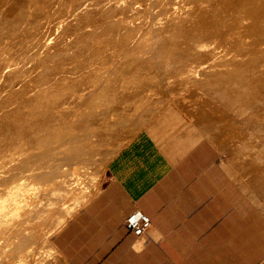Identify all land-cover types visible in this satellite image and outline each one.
<instances>
[{"label": "rangeland", "instance_id": "rangeland-1", "mask_svg": "<svg viewBox=\"0 0 264 264\" xmlns=\"http://www.w3.org/2000/svg\"><path fill=\"white\" fill-rule=\"evenodd\" d=\"M74 1L75 0H71V2H69L67 0L66 1L65 0H50L51 4L48 3V4L43 6L42 12H44V16H36V14L39 12L38 11L39 9L37 7L41 6L42 4L40 5L38 3V5H37V3H33V1L31 3L30 0H21L20 2H16L13 0H0V21L4 17H6L7 14H9V13H14V14L11 17L7 16V18L18 20L17 16H19L21 18L19 20L23 21V22L21 21L19 23L13 24L10 28L7 25H5L6 27L0 25V31H1L0 32V66H1L0 73L2 72L0 74L1 75V77H0V89H1L0 90V127L3 125L1 127L2 129L0 128V264H48L49 259H50L49 256H50V252H51L50 245H49L51 237L71 217L73 212L78 207H80L82 205V203L88 197H90V195L96 190L97 184H98L101 176L104 173L107 162L109 161V159L111 158L113 153L115 151H118L124 145L126 140H128L130 138L129 137L128 139H126L122 142L115 143V145H114V143H113L114 139L112 138V135L113 134L115 136L117 135L116 137L119 140V135H118L119 131H117L119 128L117 129L115 127L116 126L115 122L114 123H112V122L115 121V119L117 120L118 117H117V115L116 116L114 115L115 117L113 115H110L108 118L105 116H103L104 117L103 118L100 116L101 114L97 115L98 111L99 112L101 111L100 110L101 108H99V107H105L107 104L109 105V107L112 104L113 105L120 104L121 103V101H120L121 97H124L125 95H128L130 93L132 94L135 91L139 92L142 95L141 96L142 98H140L137 101H136V99L132 102L129 101L131 103H129L128 101L121 103V107H120L121 108L120 113L122 111L121 115L127 114L128 117L130 118V120L132 121V120H134V117L137 116L138 112H141V113L144 111L147 112V110L151 108L150 113H153L154 111H156V113L155 112L153 113L154 115L152 114V117H151L152 119H150V121H151L154 118L165 113L163 111H167V112H169L170 119L174 118L175 120L180 121L181 127L183 126L186 129L192 130L191 132L194 135H197L201 140L209 143L211 158L223 159L226 161V165H227L226 166L227 189L232 184L231 181H233V177H234L232 175L233 171L236 172L237 179H238L237 180V215L239 214V215H241V216H239L240 218L243 217V218H247V219L256 217L258 220V223H259V230L260 231L264 230L262 228V227H264V215H263L264 214V191H260L258 188H256V186L252 182L253 178L251 177L252 179H250V176H249V173L253 172V170L255 168L258 170V171H256V169L254 170L255 175L257 174L258 176L260 175V177H262L261 176V174H262L264 176V174H263L264 173V169H263L264 163L261 162V160L264 159V147L261 148L259 146H255L254 145L255 142L250 141L247 143L251 146L246 147V149L244 150L243 148H245V147H242V146H244L243 144H245V141L238 142L237 139L234 140L237 143L234 142L233 145L231 143L229 145L225 144L226 147L224 146V143H223V145H220V142H219V144L217 142L216 143L211 142L212 140L210 141L209 137H207V135L204 134V132H203L204 130H202V129H204V127H203L204 125L200 122V120L198 122L199 117L197 116L199 112H202L203 113V115H202L203 119L215 120V121L219 122L218 125L221 127H227L231 120L238 122V123H240L242 128H241V131H236V132L238 133V135L241 138L247 139V138L253 137L255 134V131L253 130L252 125H249V123L251 124V120H253L252 122H254L257 118L260 119L262 114H264V112H262L264 110L261 109L260 111H258V110L256 111V110H252L251 108L248 109V107H250L251 105L246 106V104H244L245 106H241V104L239 106L238 103H240V102L237 100H235L233 103L230 104L227 100H222L220 97L215 96L216 94H213V92H215L214 90H216V88L218 86L215 87L214 89L211 88V87H214L215 85H211L213 83H211L209 85V83L212 81H210V79L208 81V77H210V78L212 77L213 80L217 82V80H215L216 78L214 77L215 76L214 73H217L218 71L223 72L222 67H221V69L219 68V70L207 68V65L203 64V62H206L205 60H203L204 58H202L200 60L199 59L200 56L198 57L197 54L195 55V53H197L198 51L197 52L195 51L196 47H193L194 44L189 45V44L183 43V41L189 42L190 39H191V42L201 41V37H199L200 35L198 34V31L191 29V28L185 29L183 27L180 29L178 34L176 33V35H173V37H172L173 33H171L172 29H170L171 28L170 26L173 27L174 22H176L175 24H177L179 22L178 25H182V26L184 24H186V23H184V21L188 22L190 24H194V22H192V20H193L192 18H194V17L196 18L197 11H198L197 7H196L197 5H194V3H192L191 1L186 2L185 0L184 1L182 0L183 2H181L180 0H179V2L177 0H172V1H170V0H125V1L124 0H121V1L117 0L118 3L117 2L114 3L115 1L113 2V0H101L103 2H101L99 0L98 1L99 3L97 2V0H94V1L93 0H82V1L76 0L78 2L77 3L75 1L76 4H74L75 3ZM79 1H81V2H79ZM88 1H90V2H88ZM122 2L123 3L126 2V3L123 4ZM66 3L69 5H67ZM96 3L99 5H101V3H103L104 5H102V6L107 7L106 10H109V9L111 10L110 11L111 12L110 19H106V23H109V22L112 23V25L115 28L114 32L111 31V32L105 33L103 31L104 30L103 26L106 25V23H105L104 19H103L104 21L102 19H98V16L100 13L101 14H104V13H103V11H101V12L97 11L98 5L96 7L93 6ZM203 3L200 4L198 7H200L202 10H204L203 13L205 15H209L210 10L213 11L216 4L214 2L210 3V4H208L207 2L206 3L203 2ZM86 5H87V7H86ZM90 5H92V7ZM68 6H70V8H69L70 14H69V11L67 8ZM71 6H73L74 8L73 7L71 8ZM78 6H79V8H78L79 10L76 9ZM121 6H123V7H121ZM58 7H60V8H58ZM91 8L94 12H88L89 9L91 10ZM205 8L209 9V10H206ZM51 9H53L54 11ZM187 9H189V10H187ZM46 10H48V11H46ZM72 10H74V11H72ZM82 10H85L86 13H84V11H82ZM181 10H182V13H181ZM186 10H187V12H186ZM49 11H50V13H49ZM57 11H58V14H57ZM54 12H56V13H54ZM76 12H78V13H76ZM59 13H60V15H59ZM62 13H63V15H62ZM94 13H98V14L94 15ZM172 13H174V16L175 15H178V16L181 15L180 17L183 20H181V22L175 20L172 23L171 22V20H172L171 16H173ZM175 13H178V14H175ZM54 14H56V15H54ZM88 14H91V16L89 15L90 16L89 17ZM178 16H177V18H180ZM56 17H57V19H56ZM66 18L67 19L69 18V19L67 20ZM64 19L67 21H65ZM72 19L75 20L76 22L73 21ZM79 19H80V21H79ZM70 21L72 22V24H67ZM116 21H118V22L116 23ZM58 22H59V24H58ZM73 22L76 23L77 25L74 24ZM34 23H35V25H33ZM53 24H55V25L51 29V26ZM60 24H61V26H60ZM64 24L67 26H65ZM57 25H58V27H57ZM115 25H117V26L115 27ZM70 26L73 27V29H71ZM74 27L75 28L77 27L76 28L77 30ZM95 27H97V28H95ZM7 28L10 30H8ZM156 28H157V30H156ZM56 29L58 31L60 29V31L58 32ZM97 29H99V30H97ZM72 30H73V32H72ZM181 30H183V31H181ZM28 31H31V34H29L30 32L27 33ZM35 31H37V32H35ZM49 31L51 32V34ZM62 31H65V32H62ZM45 33H46V35H48L47 37L45 36ZM27 34H29V35H27ZM36 34H38V36ZM167 34H169V35H167ZM192 34H193V36H190ZM34 35H36V36H34ZM39 35L43 36L44 38L46 37L45 38L46 40L44 38H41L42 39L41 40ZM48 37H49V39H48ZM50 38H53V39L50 40ZM167 38H168V41L170 39L171 41L173 40V42H179L181 40L179 43H183V44L182 45L180 44L181 46H179V50L181 51L180 54H176V53H174V51H171L173 48L168 50L169 46L166 48V50H164L158 46L159 40H165V39L167 40ZM35 39H37V40H35ZM38 40H41L40 43L43 41L48 42V40H50V43L48 42V44H46V46H45V42H43L44 45H42L43 43H41V44L39 43L40 44L39 45L37 43V42H39ZM99 41H101V42H99ZM156 41H158V42H156ZM100 43L102 45H105V46H102ZM36 44H38L39 47ZM97 44H98V46H96ZM32 45L35 46L34 47L35 49L32 47ZM43 46H45V49L43 48ZM47 46H49V47H47ZM106 46H108V47H106ZM98 47L100 48V50L97 49ZM102 47H104V48H102ZM39 48L42 50L44 49L43 50L44 53H42V50H40ZM106 48L108 50L105 51L106 52L105 53L104 49L106 50ZM48 49H49V51H48ZM96 49L99 51H97ZM199 49H202V48H199ZM38 50H40V51H38ZM102 50H103V52L101 53L100 51H102ZM232 51L236 52L234 49ZM216 52L218 55H219V53H221L220 50H218V51L216 50ZM99 53L101 54V57L99 56ZM102 56H103V58L107 57L104 59L105 62H104V60H102L103 59ZM108 57H110V59ZM164 57H166V58H164ZM81 58L83 60H81ZM49 59H51V60H49ZM86 59H88V60H86ZM37 60L38 61L41 60L44 62L41 63V61H40L38 63ZM107 60L108 61L110 60L109 63ZM36 61H37V63H36ZM101 61H103L104 63ZM168 62H169V64H168ZM166 63H167V65H166ZM41 64H43V65H41ZM79 64H80V66H79ZM104 64H105V66L106 65L107 66L105 67ZM55 65H57V66L55 67ZM4 66H6V67H4ZM57 67H59V68H57ZM78 68L82 69V71L81 70L79 71ZM1 69H3L4 72L6 71V75L3 72V70L1 71ZM95 70H96V72H95ZM9 71H10V74H9ZM88 71L90 72V74ZM92 71L95 73H93ZM62 72L64 73V75H62ZM65 72L69 73V74H65ZM75 73H77V74L79 73L78 74L79 79H78V76L75 75ZM55 74H56V77H55ZM201 74H202V76H201ZM203 74H205V75H203ZM2 76H3V78H2ZM7 76H9V77H7ZM86 76H88V77L86 78ZM49 77H54L56 81L53 80L54 78H51V81H49L50 80ZM57 77H59V78L61 77L62 79L64 77L65 78L61 82V78L59 79L60 80L59 81ZM67 77L70 79H68ZM74 77H76L77 80ZM40 79H42L43 81H44V79L45 80L48 79V80L43 82ZM5 80H7V81H5ZM52 80L54 81L53 83H51ZM70 80H73V81H70ZM25 81L28 85L26 83H24ZM40 81H42L43 83ZM67 81L70 82L71 84L68 83ZM73 82H75V83H73ZM30 83L33 85L30 86ZM54 83L57 86H59L60 89ZM59 83L61 85H58ZM3 84H4V86H3ZM51 84L54 86H52ZM85 84H87L88 86L87 85L85 86ZM206 84H208L209 87L211 86L210 89L208 86H206ZM215 84L217 85V83H215ZM9 85H10V90L7 91V89H9V88H6V87H9ZM50 85H51V87H50ZM26 86H27V88H26ZM28 86L30 88L31 87L32 88L30 89ZM35 86H36V88H34ZM60 86L62 88H66V89L69 86L68 90H70V92L67 91L66 89L62 90ZM12 87H13V89H12ZM77 87H78V90H77ZM105 87L107 89H105ZM25 88L26 89L29 88L28 89L29 91H27ZM23 89H25L27 93L23 92V91H25ZM32 89H34V90H32ZM35 89H37V90L35 91ZM42 89L45 91L43 92ZM49 89H52L54 91H51V90L49 91ZM31 90H32V92H31ZM55 90L58 92V97L55 95V93H56ZM60 90H62V91H60ZM39 92H40V94H39ZM51 92L53 93L52 95H51ZM60 92L61 93L64 92L63 95ZM122 92H124V93H122ZM32 93H34V94H32ZM69 93H72V95L69 96L70 95ZM75 93H76V95H75ZM59 94L62 95L63 97L66 94V96L64 97L65 99L62 96H60ZM103 94L105 96H107L109 99L112 98L111 101L108 100ZM13 95H16L18 97L17 98L18 101L15 98L16 96L13 97ZM21 95L23 97H21ZM24 95H25V98L27 100L24 98ZM33 95L36 97L38 96L39 98L41 97L42 98L41 101L38 99V97L36 98ZM48 95H49V97H50V95L52 97L53 96L54 97L49 98ZM76 96H78L80 101ZM102 96L105 98H103ZM33 97L35 98L36 101L33 100L34 99ZM61 97H62V99H61ZM55 98L56 99L58 98L59 100L58 99L56 100ZM87 98L88 99L92 98L91 99L92 100L91 107L94 106V109L91 107H89V108L93 109V110H91V113H93V115H97L95 117H97L98 119L97 118L94 119V116H93L92 119L90 118L91 119L90 121H89V117H88V121H86L87 117L81 115L82 113L84 114L85 112L88 111L87 109L86 110L84 109V107L87 108V106L82 105L83 102ZM99 98H101L102 102L99 101ZM102 98L106 102L104 100H102ZM47 99L48 100L51 99V100L48 101ZM31 100H33V101H31ZM44 100H46V101H44ZM53 100H55L56 102L55 101L53 102ZM30 101H31V103L34 102L35 104L32 103V106H31ZM37 101L40 103H38ZM23 102L24 103L29 102V103H27L29 107L27 106V104H24ZM52 102H53V104H52ZM58 102L60 104H58ZM21 103H23V104L21 105ZM48 103L55 105V106L51 105V109H50V104L47 105ZM98 104H99V107L97 106ZM34 105H35V107H33ZM39 105H42V106H39ZM25 106H27V107H25ZM43 106L46 108H49V109H47V111H44L46 108H44ZM36 107H38V110ZM78 107L79 108L81 107V108L78 109ZM96 107H98L99 109ZM241 107H243L242 109H244V110L240 109ZM33 108H35V111L37 110L38 112L41 110V112H39V115H38V113L35 114L36 113L35 111L34 112L31 111V110H34ZM237 108H239V109L237 110ZM14 109H16V110H14ZM29 109H30V111H29ZM54 109L56 111H54ZM58 109L59 110L63 109L64 113L67 112L68 110L74 109V113H75L74 115L75 116H73V114L71 116L70 115L68 116V115L64 114L62 112V110L59 111ZM102 109H104V108H102ZM49 110H51L53 112V114L55 112V114L54 115L51 114L52 112ZM239 110H241V112L247 110L248 112L246 111V113H248L249 118L245 117V115L247 116V114L245 112H244L245 114H243V116H242V114H240ZM42 111H44V112H42ZM250 111L253 112L254 114H256L258 112L257 113L258 116H255ZM20 112L21 113L25 112V113L20 115L21 114ZM45 112L46 113L48 112V113L46 114ZM190 112H194L195 114L193 115ZM33 113H34V116L29 117L30 115H26V119H25V114L33 115ZM40 113H45L46 119L44 117L45 114L40 115ZM56 113L58 115H56ZM16 114L18 116H16ZM134 115H136V116H134ZM82 116L85 119V121L82 120L83 119ZM118 116H120V115H118ZM12 117H14L13 119L15 120L14 122H16V123H18V121H19V123L21 121L23 122V119H25L24 123H22V124L20 123L21 125L19 124V125H17V128H15L16 125L14 127V124H16V123H14L12 121L13 120ZM17 117L19 118L18 121H16L18 119ZM128 117H124V118H128ZM32 118H34V119H32ZM59 118H61L60 119L61 121L63 120V122H66V123L67 122H70V123L73 122L76 124L77 122L79 123L81 121L82 126H83V124H85V126H86V124H88V125L89 124L90 125L95 124L94 128H97L99 132H100V130L106 131L108 129L107 133L111 131V132H113V134L110 132V136L108 138H110V137L111 138L103 141L102 138L100 139V135H99V132L97 131V129L94 130L92 127V130H94V131H91V128L89 129L88 125H87V130H89V131L87 132L84 129H82V131H81V130L77 129V128H79V125H77V128H76L77 132L74 129L75 132H73V135L75 138L78 139L80 137L79 135H81L82 132L86 133V134L84 133L81 135L82 137H80V138L83 140H80V142H81L82 149L83 150L85 149V151H87L88 153L83 151V150L78 149V150H76V152L81 151L80 153H82V154H80L82 157L80 156L81 158L79 157L78 159H79V161H80V159H82L83 161H81L79 163V161L74 160L75 156L72 158L73 160H70V162L65 160V159H64L65 160L64 161L63 160V158H65L64 153L68 152V150H66L67 148H65V147H64V149H62L63 147H61V148L56 147V144L54 147V144H52L53 149H51L52 148L51 145H46L45 151H44V147H40L41 149L40 148L38 149V147L40 146L39 145L40 144L39 142L41 139L40 137L43 134V133L41 134L40 131H42V132L46 131L48 128L47 131L52 132L54 129V126L56 125L53 122H57L59 120ZM105 118H106V120H105ZM50 119H52V120H50ZM93 119L96 121L98 120L97 122L99 124L96 123L95 121H93ZM112 119H114V120L112 121ZM259 119H257V120L260 122ZM55 120H57V121H55ZM257 120H256V122H258ZM3 121H5V122H3ZM6 121H8V122H6ZM47 121L49 122L48 125H46L48 123ZM107 121H109V122H107ZM125 121H127V120H125ZM34 122H37V123L34 124ZM141 122L142 121L138 122V120H137L136 125H140ZM194 122L199 124V125L194 124ZM6 123H7V125H6ZM43 123H44V125H43ZM51 123L53 125L54 124L55 125L53 126ZM108 123H111L112 125L111 124H110L111 126L107 125ZM263 123H264V121H263ZM12 124H13V126H12ZM38 124H39V126H38ZM50 125H52V126H50ZM200 125L202 126V128L200 127ZM18 126L19 127L21 126L20 127L21 129ZM30 126H32V128ZM40 126H41V128H40ZM45 126H47V127H45ZM49 126L53 129L51 130V128ZM99 126H100V128H98ZM107 126H108V128L105 129V127H107ZM6 127H7V129H6ZM33 127H35V128L33 129ZM114 127H115V130H114ZM143 127H141V128H143ZM28 128L30 130H28ZM17 129H18V131H17ZM35 129H37L38 131ZM11 130H12V132H11ZM14 130H16V131H14ZM139 130L138 129L134 130V128H130L128 130L131 133L129 136L135 135ZM24 131L26 132L25 134H27V135L24 134ZM115 131H117L118 134ZM205 131H207V130H205ZM16 132L18 134V137L20 136L21 138L20 137L18 138L16 136L17 135ZM89 132L91 133V135L89 134ZM12 134L14 136H12ZM77 134H79V135H77ZM92 134L96 135V139H98L97 141H94V140H96L95 135L93 136ZM22 135L23 136L25 135L26 138H25V136L22 137ZM114 135H113V137H114ZM36 136H39V137H36ZM83 136H87L88 139L86 138V142L89 141L90 143L87 142L88 144H86L85 137L83 138ZM30 137L34 139L33 142L39 139L38 140L39 144L37 143V141L32 144L34 146L37 144L39 145V146H36L37 149L33 146V148H35V150L33 149L32 151H29V149L31 150V148L27 147V145L25 143L26 140L30 139ZM90 137H92L91 140H90ZM116 137H115V140L118 141ZM1 140H2V142H1ZM9 140H10V143H9ZM99 140L103 141L104 144L107 142L105 144L106 146L101 141L100 142L103 145L101 143H99L98 142ZM115 140H114V142H115ZM8 143L11 146L5 145ZM93 143H95L94 145H97L99 147L91 145ZM108 143H109V145H108ZM22 144H23V146H22ZM215 144H218V145H215ZM83 145H85L86 147ZM90 145H91V147H90ZM50 146H51V148H50ZM216 146H218V147H216ZM89 147H90V149L92 148L90 151L91 152L93 151L92 153H90V155H89V151H88ZM238 147H239V149H237ZM241 147L243 150L241 149ZM14 148L16 150L18 148H20L22 153H19V152H21L19 149L17 152ZM22 148H26L27 151L25 149L22 150ZM54 148H56L57 150L59 149L60 151L58 152ZM47 149H50V150H47ZM24 150L27 152V153H25V156H27V157L30 156V158H31L30 161H32V162L25 163L22 161L23 158L25 157V156H22V154L24 153ZM54 150L58 153L56 154ZM64 150H66V151L64 152ZM94 150H95V152H94ZM234 150H237V160L239 159L238 156H240V158L242 159V160L239 159L240 160L239 162H241V161L244 162V160H245V163H246V160L248 161V158H250L249 160L251 161L252 158L258 154L257 157H254L255 159L252 160V161H255V163L252 162V164L254 163L255 165L253 164V165L249 166L247 163L249 162V164H250L251 162L248 161L246 164L243 165V168L240 169L243 171L245 169L244 167H248V168L250 167V168H252V169L249 168L250 171L252 170L251 172L247 168L248 172L246 169L244 170V172L246 171L247 173L245 172V174H242V175L240 174L242 172L237 168L238 165H235L237 162H232L233 160L231 159L232 153L234 152ZM7 151H8V153H7ZM46 151H47L48 156L46 155ZM50 151H51V153L53 152L52 153L53 155L51 153L50 154L48 153ZM70 151L71 150H69V153H67V154L70 155ZM82 151L85 153V155ZM240 151L244 152L247 156L243 153L245 155L244 156L242 154V152L240 153ZM44 152H45V155H44ZM248 152H249V154H248ZM10 153H11V155H10ZM14 153H16V154H14ZM35 153L37 154L36 157H35ZM103 153H107V154H103ZM20 154H21L22 158L20 157ZM33 154H34V156H32ZM61 154H63V156H61ZM72 154L74 155L75 152H73ZM240 154H242L243 156H241ZM40 155L41 156L44 155V157L45 158L47 157V158L46 159L44 158V160L43 159L40 160L41 159L40 158V159H38L40 161H38L37 158L41 157ZM249 155L251 157H248ZM31 156L34 157L33 159L35 161L32 159ZM50 156H51V158H49ZM258 156H260V157L258 158ZM2 157H4V158H2ZM60 157H63V158L61 159ZM76 157H78V155ZM87 157H88V159H87ZM262 157H263V159H262ZM58 158H59V160H58ZM17 159L19 160V162ZM75 159H77V158H75ZM72 161L73 162L75 161V163H73ZM256 163L259 165L258 167L256 166ZM260 164H263V165H260ZM240 166L242 167V165H240ZM252 166H256V167L254 168ZM261 167H263V168H261ZM262 170H263V173H260V172H262ZM20 176H22V177H20ZM248 178L251 180V182H250V180L248 181ZM245 187H247L248 192L245 191ZM242 188L244 190H242ZM21 189H22V191H21ZM13 190H15V191H13ZM37 194H38V196H37ZM252 195H253L254 199L252 198ZM23 199H24V201L22 204ZM25 199H26V201L27 200L29 201L28 204H24V203H27V202H25ZM48 199L51 200L52 204L51 203L46 204ZM50 200L48 202H50ZM9 203H10V205H8ZM34 204L37 205V207ZM27 205L32 210H30ZM31 205L34 206V208L36 207L37 209L35 208L36 209L35 210L34 208H32ZM38 206H40V207H38ZM22 207H26V208H24V209H26V211H24V209ZM41 207L42 208L44 207V209H42ZM40 209L43 211H41ZM37 210H39V211L37 212ZM249 215H251V216H249ZM10 225L12 228L10 227ZM8 228H10V229L7 230ZM6 233L11 234V235L8 236V235H6ZM8 237H10V238H8ZM20 239L22 242H20ZM22 239H24V240H22ZM262 264H264V262H262Z\"/></svg>", "mask_w": 264, "mask_h": 264}, {"label": "crops", "instance_id": "crops-1", "mask_svg": "<svg viewBox=\"0 0 264 264\" xmlns=\"http://www.w3.org/2000/svg\"><path fill=\"white\" fill-rule=\"evenodd\" d=\"M163 112L113 153L96 190L51 237L48 264L264 261L257 218L237 215L236 172L227 189L226 161ZM133 210L150 218L141 237L124 227Z\"/></svg>", "mask_w": 264, "mask_h": 264}, {"label": "bare ground", "instance_id": "bare-ground-1", "mask_svg": "<svg viewBox=\"0 0 264 264\" xmlns=\"http://www.w3.org/2000/svg\"><path fill=\"white\" fill-rule=\"evenodd\" d=\"M13 1H16V2H20L21 0H13ZM32 1H33V3H37V5H38V3L41 5V6H39V7H37L39 10V12L36 14V16H44V12H42L43 10V6L44 5H46V4H48V3H50L51 4V2H50V0H30V2L32 3ZM66 1V0H65ZM67 1H69V2H71V0H67ZM76 1V0H75ZM74 1V2H75ZM82 1V0H81ZM81 1H79V2H81ZM94 1V0H93ZM99 0H97V2H98ZM101 1V0H100ZM115 1V2H114ZM119 1H121V0H119ZM125 1V0H124ZM170 1H172V0H170ZM178 2H179V0H177ZM181 2H183L182 0H180ZM186 2L187 1H191L192 3H194V5H197L196 7H197V15H196V18L194 17V18H192L193 20H192V22H194V24H190V23H188V22H185L184 21V23H186V24H184L183 26L182 25H178V23L177 24H175L176 22H174L175 20L176 21H180L181 22V20H183V19H181V13H182V10H181V13L179 14L180 16H178V15H175L174 16V13H172L173 14V16H171V22L173 23L174 22V25H173V27L172 26H170L171 28L170 29H172V31H171V33H173L172 34V37H173V35H176V33L178 34V32L180 31V29L181 28H185V29H194V30H196V31H198V34L200 35L199 37H201V41H198V42H191V39H190V41L189 42H186V41H183V43L184 44H189V45H192V44H194L193 45V47H196L195 48V51L197 52V53H195V55L197 54L198 55V57H199V59L201 60L202 58H204L203 60H205L206 62H203V64L205 65H207V68H211V69H217V70H219V68L221 69V67H222V69H223V72H217V73H214V77L216 78H214L215 80H217V82L216 81H214L213 80V78L211 77H208V81H209V79H210V81H212V82H208L209 83V85L211 84V83H213V84H211V85H215L214 87H211V88H215V87H217L216 88V90H214L215 92H213V94H216L215 96H217V97H220L222 100H227L230 104L231 103H233L235 100H237V101H239L240 103H238L239 104V106H240V104H241V106H245L244 104H246V106L247 105H251L250 107H248V109H252V110H258V111H260L261 109L262 110H264V0H185ZM62 2V1H61ZM77 2V1H76ZM76 2L74 3V4H76ZM88 2H90V1H88ZM96 2V1H95ZM101 2H103V1H101ZM113 2L114 3H116L117 2V0H113ZM203 2H207L208 4H210V3H215L216 4V6H215V8H214V10L213 11H211L210 10V14L209 15H205L204 13H203V11L204 10H202L200 7H198L200 4H202ZM78 3V2H77ZM83 3V2H82ZM92 3V2H91ZM99 3V2H98ZM118 3V2H117ZM120 3V2H119ZM123 3V2H122ZM126 3V2H125ZM125 3H123V4H125ZM128 3V2H127ZM143 3V2H142ZM191 3V4H192ZM67 4V3H66ZM72 4V3H71ZM70 4V5H71ZM73 4V5H74ZM153 4V3H152ZM204 4V3H203ZM60 5V4H59ZM64 5V4H63ZM67 5H69V4H67ZM98 5V6H97ZM102 5H104L103 3H101V5H99V4H94L93 6L94 7H98L97 8V11H103V13L104 14H99V16H98V19H104L105 20V23H106V19H110V16H111V10L109 9V10H106V8L107 7H105V6H102ZM182 5V4H181ZM12 6V5H11ZM30 6V5H29ZM76 6V5H75ZM82 6V5H81ZM80 6V7H81ZM84 6V5H83ZM91 7H92V5H90ZM102 6V7H101ZM114 6V5H113ZM25 7V6H24ZM73 6H71V8H72ZM86 7H87V5H86ZM93 7V8H94ZM121 7H123V6H121ZM183 7V6H182ZM195 7V6H194ZM58 8H60V7H58ZM68 8V11H69V8H70V6H68L67 7ZM74 8V7H73ZM79 8V6L76 8L77 10H79L78 9ZM85 8V7H84ZM120 8V7H119ZM176 8V7H175ZM49 9V8H48ZM54 9V8H53ZM53 9H51V10H53ZM66 9V8H65ZM75 9V10H76ZM96 9V8H95ZM118 9V8H117ZM196 9V8H195ZM206 9V8H205ZM87 10V9H86ZM177 10V9H176ZM180 10V9H179ZM187 10H189V9H187ZM187 10H186V12H187ZM206 10H209V9H206ZM30 11V10H29ZM46 11H48V10H46ZM54 11V10H53ZM72 11H74V10H72ZM81 11V10H80ZM82 11H84V13H86V11L85 10H82ZM134 11V10H133ZM192 11V10H191ZM22 12V11H21ZM31 12V11H30ZM60 12V11H59ZM62 12V11H61ZM88 12H94L93 10H92V8H91V10L89 9V11ZM178 12V11H177ZM208 12V11H207ZM49 13H50V11H49ZM54 13H56V12H54ZM68 13V12H67ZM73 13V12H72ZM76 13H78V12H76ZM11 14V15H10ZM14 13H9V14H7V16L9 17H11L12 15H13ZM57 14H58V11H57ZM65 14V13H64ZM69 14H70V11H69ZM82 14V13H81ZM97 15L98 13H94V15ZM175 14H178V13H175ZM18 15V14H17ZM54 15H56V14H54ZM53 15V16H54ZM59 15H60V13H59ZM62 15H63V13H62ZM73 15V14H72ZM79 15V14H78ZM83 15V14H82ZM91 16V14H88V16ZM171 15V14H170ZM183 15V14H182ZM7 16L6 17H4L1 21H0V25L1 26H5V25H7V26H9V28L13 25V24H15V23H19V22H21L22 20H19V19H21L19 16H17V19L18 20H15V19H9V18H7ZM76 16V15H75ZM80 16V15H79ZM87 16V15H86ZM89 16V17H90ZM177 16L178 17H180V18H177ZM16 17V16H15ZM46 17V16H45ZM62 17V16H61ZM66 17V16H65ZM78 17V16H77ZM32 18V17H31ZM80 18V17H79ZM93 18V17H92ZM186 18V17H185ZM37 19V18H36ZM56 19H57V17H56ZM55 19V20H56ZM67 19V18H66ZM69 19V18H68ZM67 19V20H68ZM118 19V18H117ZM180 19V20H179ZM65 20V19H64ZM67 20H65V21H67ZM71 20V19H70ZM73 20V19H72ZM78 20V19H77ZM103 20V21H104ZM122 20V19H121ZM149 20V19H148ZM36 21V20H35ZM34 21V22H35ZM73 21H75V20H73ZM79 21H80V19H79ZM78 21V22H79ZM23 22V21H22ZM32 22V21H31ZM64 22V21H63ZM71 22V21H70ZM67 23V24H72V22L71 23ZM76 22V21H75ZM109 22V21H108ZM118 21H116V23H117ZM190 22V21H189ZM48 23V22H47ZM61 23V22H60ZM66 23V22H65ZM74 23V22H73ZM56 24V23H55ZM55 24H53L52 26H51V29H52V27L55 25ZM58 24H59V22H58ZM74 24H76V23H74ZM120 24V23H119ZM21 25V24H20ZM33 25H35V23L33 24ZM38 25V24H37ZM65 25V24H64ZM77 25V24H76ZM101 25V24H100ZM171 25V24H170ZM60 26H61V24H60ZM65 26H67V25H65ZM117 25H115V27H116ZM121 26V25H120ZM169 26V25H168ZM6 27V26H5ZM27 27V26H26ZM39 27V26H38ZM57 27H58V25H57ZM71 27V26H70ZM84 27V26H83ZM107 27V28H106ZM153 27V26H152ZM3 28V27H2ZM14 28V27H13ZM23 28V27H22ZM34 28V27H33ZM32 28V29H33ZM40 28V27H39ZM42 28V27H41ZM50 28V27H49ZM75 28V27H74ZM77 28V27H76ZM75 28V29H76ZM95 28H97V27H95ZM103 28H104V32L105 33H107V32H111V31H115V28H114V26L112 25V23H106V25H104L103 26ZM8 29V28H7ZM6 29V30H7ZM16 29V28H15ZM28 29V28H27ZM43 29V28H42ZM71 29H73V27H71ZM153 29V28H152ZM164 29V28H163ZM168 29V28H167ZM8 30H10V29H8ZM14 30V29H13ZM18 30V29H17ZM21 30V29H20ZM46 30V29H45ZM44 30V31H45ZM57 30V29H56ZM77 30V29H76ZM97 30H99V29H97ZM154 30V29H153ZM156 30H157V28H156ZM12 31V30H11ZM48 31V30H47ZM46 31V32H47ZM58 31V30H57ZM59 31H60V29H59ZM58 31V32H59ZM152 31V30H151ZM169 31V30H168ZM181 31H183V30H181ZM1 32V31H0ZM16 32V31H15ZM20 32V31H19ZM30 32V33H29ZM35 32H37V31H35ZM43 32V31H42ZM50 32V31H49ZM62 32H65V31H62ZM72 32H73V30H72ZM195 32V31H194ZM27 33H29V34H31V31H28ZM39 33V32H38ZM156 33V32H155ZM170 33V32H169ZM29 34H27V35H29ZM49 34V33H48ZM50 34H51V32H50ZM69 34V33H68ZM95 34V33H94ZM183 34V33H182ZM196 34V33H195ZM37 36H38V34H36ZM36 35H34V36H36ZM57 35V34H56ZM63 35V34H62ZM167 35H169V34H167ZM40 36V35H39ZM45 36L47 37L48 35H46V33H45ZM51 36V35H50ZM171 36V35H170ZM180 36V35H179ZM190 36H193V34L192 35H190ZM33 37V36H32ZM45 37V38H46ZM57 37V36H56ZM166 37V36H165ZM178 37V36H177ZM181 37V36H180ZM183 37V36H182ZM198 37V38H199ZM29 38V37H28ZM41 38H44L43 36H40V39ZM44 38V39H45ZM65 38V37H64ZM85 38V37H84ZM193 38V37H192ZM195 38V37H194ZM39 39V38H38ZM43 39V40H44ZM48 39H49V37H48ZM53 38H50V40H52ZM63 39V38H62ZM78 39V38H77ZM172 39V38H171ZM197 39V38H196ZM195 39V40H196ZM35 40H37V39H35ZM42 40V39H41ZM41 40H38L39 42H37L38 44L40 43V41ZM46 40V39H45ZM50 40H48V42L50 43ZM188 40V39H187ZM199 40V39H198ZM203 40V41H202ZM26 41V40H25ZM71 41V40H70ZM181 41V40H180ZM179 41V42H180ZM43 42H45V46H46V44H48V42L47 41H43ZM43 42H41V43H43ZM58 42V41H57ZM78 42V41H77ZM99 42H101V41H99ZM155 42V41H154ZM156 42H158V41H156ZM179 42H173V40L171 41L170 39H169V41H168V38H167V40L165 39V40H159V47L160 48H162V49H164V50H166V48L168 47V50H170L171 48H173L171 51H174V53H176V54H180L181 53V51L179 50V46H181L183 43H179ZM191 42V43H190ZM35 43V42H34ZM40 43V44H41ZM76 43V42H75ZM135 43V42H134ZM11 44V43H10ZM33 44V43H32ZM38 44H36L38 47H39V45ZM101 44V43H100ZM153 44V43H152ZM158 44V43H157ZM181 44V45H180ZM42 45H44V43L42 44ZM41 45V46H42ZM102 45V44H101ZM155 45V44H154ZM45 46H43V48L45 49ZM50 46V45H49ZM49 46H47V47H49ZM96 46H98V44L96 45ZM100 46V45H99ZM102 46H105V45H102ZM22 47V46H21ZM28 47V46H27ZM32 47L34 48L35 46H33L32 45ZM52 47V46H51ZM50 47V48H51ZM63 47V46H62ZM106 47H108V46H106ZM30 48V47H29ZM41 48V47H40ZM39 48V49H40ZM49 48V49H50ZM56 48V47H55ZM102 48H104V47H102ZM126 48V47H125ZM199 48H202V49H199ZM232 48V49H231ZM27 49V48H26ZM35 49V48H34ZM33 49V50H34ZM38 49V48H37ZM43 49V50H44ZM49 49H48V51H49ZM76 49V48H75ZM84 49V48H83ZM97 49H99L100 50V48L98 47ZM96 49V50H97ZM116 49V48H115ZM154 49V48H153ZM235 50L236 52H233L232 50ZM40 50H42V49H40ZM40 50H38V51H40ZM42 50V53H44V51ZM99 50H97V51H99ZM108 49L106 48V50L104 49V52L105 51H107ZM163 50V51H164ZM185 50V49H184ZM216 50L218 51V50H220V52L221 53H219V55L217 54V52H216ZM46 51V50H45ZM231 51V52H230ZM58 52V51H57ZM101 53L103 52V50L102 51H100ZM48 53V52H47ZM50 53V52H49ZM55 53V52H54ZM53 53V54H54ZM106 53V52H105ZM104 53V54H105ZM115 53V52H114ZM173 53V54H174ZM61 54V53H60ZM96 54V53H95ZM217 54V55H216ZM50 55V54H49ZM74 55V54H73ZM98 55V54H97ZM191 55V54H190ZM84 56V55H83ZM99 56L101 57V54L99 53ZM192 56V55H191ZM87 57V56H86ZM98 57V56H97ZM99 57V58H100ZM119 57V56H118ZM197 57V56H196ZM35 58V57H34ZM46 58V57H45ZM54 58V57H53ZM52 58V59H53ZM61 58V57H60ZM102 58H103V56H102ZM101 58V59H102ZM105 58H107V57H105ZM105 58H103L102 60H104ZM109 59H110V57H108ZM120 58V57H119ZM164 58H166V57H164ZM176 58V57H175ZM179 58V57H178ZM43 59V58H42ZM55 59V58H54ZM57 59V58H56ZM169 59V58H168ZM49 60H51V59H49ZM75 60V59H74ZM81 60H83L82 58H81ZM86 60H88V59H86ZM92 60V59H91ZM170 60V59H169ZM173 60V59H172ZM185 60V59H184ZM191 60V59H190ZM38 61V60H37ZM37 61H36V63H37ZM41 61V60H40ZM40 61H38V63L40 62ZM60 61V60H59ZM108 61V60H107ZM106 61V62H107ZM110 61V60H109ZM109 61H108V63H109ZM42 62H44V61H41V63ZM55 62V61H54ZM58 62V61H57ZM90 62V61H89ZM101 62H103V61H101ZM100 62V63H101ZM104 62H105V60H104ZM103 62V63H104ZM115 62V61H114ZM176 62V61H175ZM187 62V61H186ZM49 63V62H48ZM85 63V62H84ZM88 63V62H87ZM102 63V64H103ZM107 63V64H108ZM56 64V63H55ZM168 64H169V62H168ZM41 65H43V64H41ZM58 65V64H57ZM57 65H55V67L57 66ZM98 65V64H97ZM166 65H167V63H166ZM52 66V65H51ZM79 66H80V64H79ZM100 66V65H99ZM104 66H105V64H104ZM107 66V65H106ZM105 66V67H106ZM4 67H6V66H4ZM3 67V68H4ZM54 67V66H53ZM86 67V66H85ZM92 67V66H91ZM103 67V66H102ZM112 67V66H111ZM186 67V66H185ZM0 68H1V66H0ZM9 68V67H8ZM57 68H59V67H57ZM56 68V69H57ZM73 68V67H72ZM77 68V67H76ZM80 68V67H79ZM78 68V69H79ZM87 68V67H86ZM228 68V69H227ZM7 69V68H6ZM20 69V68H19ZM64 69V68H63ZM77 69V70H78ZM92 69V68H91ZM181 69V68H180ZM208 69V70H209ZM3 69H1V71H2ZM8 70V69H7ZM62 70V69H61ZM60 70V71H61ZM82 71V69H79V71ZM124 70V69H123ZM225 70V71H224ZM12 71V70H11ZM24 71V70H23ZM74 71V70H73ZM3 72H4V70H3ZM57 72V71H56ZM71 72V71H70ZM89 72V71H88ZM93 72V71H92ZM95 72H96V70H95ZM95 72H93V73H95ZM198 72V71H197ZM2 73V72H1ZM0 73V74H1ZM5 73V75H6V71L4 72ZM61 73V72H60ZM9 74H10V71H9ZM8 74V75H9ZM52 74V73H51ZM65 74H69V73H66L65 72ZM79 74V73H78ZM78 74L77 73H75V75H77L78 76ZM89 74H90V72H89ZM61 75V74H60ZM62 75H64V73L62 72ZM71 75V74H70ZM163 75V74H162ZM203 75H205V74H203ZM211 75V74H210ZM4 76V75H3ZM3 76H2V78H3ZM59 76V75H58ZM68 76V75H67ZM74 76V75H73ZM76 76V77H77ZM89 76V75H88ZM88 76H86V78L88 77ZM103 76V75H102ZM106 76V75H105ZM201 76H202V74H201ZM0 77H1V75H0ZM7 77H9V76H7ZM45 77V76H44ZM55 77H56V74H55ZM72 77V76H71ZM76 77H74V78H76ZM93 77V76H92ZM205 77V76H204ZM207 77V76H206ZM1 78V79H2ZM50 78V80L49 81H51V78H54V77H49ZM58 78V80L61 78H59V77H57ZM65 78V77H64ZM63 78V79H64ZM68 78V77H67ZM62 78H61V82H62V80H63ZM68 79H70V78H68ZM78 79H79V76H78ZM83 79V78H82ZM92 79V78H91ZM212 79V80H211ZM11 80V79H10ZM32 80V79H31ZM40 80H42V79H40ZM48 80V79H47ZM47 80H45L44 79V81H47ZM53 80H55V78L53 79ZM52 80V82L51 83H53L54 81ZM57 80V81H58ZM67 80V79H66ZM76 80H77V78H76ZM85 80V79H84ZM5 81H7V80H5ZM38 81V80H37ZM43 81V80H42ZM42 81H40V82H42ZM43 81V82H44ZM48 81V82H49ZM56 81V80H55ZM60 81V80H59ZM58 81V82H59ZM70 81H73V80H70ZM75 81V80H74ZM107 81V80H106ZM164 81V80H163ZM214 81V82H213ZM42 82V83H43ZM47 82V83H48ZM68 82V81H67ZM7 83V82H6ZM24 83H26V81L24 82ZM46 83V82H45ZM57 83V82H56ZM68 83H70V82H68ZM73 83H75V82H73ZM80 83V82H79ZM88 83V82H87ZM215 83H217V85L215 84ZM27 84V83H26ZM25 84V85H26ZM55 84V83H54ZM63 84V83H62ZM71 84V83H70ZM6 85V84H5ZM8 85V84H7ZM12 85V84H11ZM24 85V86H25ZM28 85V84H27ZM31 85H33V84H31L30 83V86ZM52 85V84H51ZM51 85H50V87H51ZM56 85V84H55ZM58 85H61L60 83L58 84ZM65 85V84H64ZM68 85V84H67ZM66 85V86H67ZM83 85V84H82ZM87 84H85V86H86ZM209 85L208 84H206V86H208L209 87ZM3 86H4V84H3ZM52 86H54V85H52ZM57 86V85H56ZM55 86V87H56ZM70 86V85H69ZM69 86H68V88H69ZM88 86V85H87ZM120 86V85H119ZM6 87V86H5ZM23 87V86H22ZM29 87V86H28ZM39 87V86H38ZM54 87V88H55ZM58 88H59V86H57ZM56 87V88H57ZM61 87V86H60ZM64 87V86H63ZM82 87V86H81ZM84 87V86H83ZM210 87H209V89H210ZM6 88H9V89H7V91L8 90H10V85H9V87H6ZM26 88H27V86H26ZM25 88V89H26ZM30 88V87H29ZM28 88V89H29ZM32 88V87H31ZM30 88V89H31ZM34 88H36V86L34 87ZM49 88V87H48ZM68 88L66 89V88H62L61 87V89L63 90V89H66L67 91H69L70 92V90H68ZM12 89H13V87H12ZM11 89V90H12ZM20 89V88H19ZM25 89H23V90H25ZM28 89H26L27 91H29ZM60 89V88H59ZM80 89V88H79ZM89 89V88H88ZM92 89V88H91ZM105 89H107L106 87H105ZM125 89V88H124ZM206 89V88H205ZM1 90V89H0ZM22 90V89H21ZM26 90L25 91H23V92H26ZM32 90H34V89H32ZM32 90H31V92H32ZM37 89H35V91H36ZM43 90V89H42ZM48 90V89H47ZM54 91V90H52V89H49V91ZM58 90V89H57ZM62 90H60V91H62ZM65 90V91H66ZM76 90V89H75ZM77 90H78V87H77ZM84 90V89H83ZM102 90V89H101ZM111 90V89H110ZM20 91V90H19ZM40 91V90H39ZM45 90H43V92H44ZM48 91V92H49ZM56 91V90H55ZM64 91V92H65ZM72 91V90H71ZM213 91V90H212ZM10 92V91H9ZM12 92V91H11ZM30 92V93H31ZM34 92V91H33ZM38 92V91H37ZM36 92V93H37ZM63 92V93H64ZM208 92V91H207ZM206 92V93H207ZM8 93V92H7ZM27 93V92H26ZM35 93V92H34ZM34 93H32V94H34ZM42 93V92H41ZM55 93V92H54ZM57 93V94H56ZM56 93H55V95L58 97V92L56 91ZM61 93V92H60ZM63 93H61L62 95H63ZM73 93V92H72ZM72 93H69L70 95L69 96H71L72 95ZM82 93V92H81ZM122 93H124V92H122ZM129 93V92H128ZM199 93V92H198ZM20 94V93H19ZM23 94V93H22ZM39 94H40V92H39ZM45 94V93H44ZM49 94V93H48ZM53 93L51 92V95H52ZM68 94V93H67ZM115 94V93H114ZM113 94V95H114ZM126 94V93H125ZM31 95V94H30ZM38 95V94H37ZM46 95V94H45ZM44 95V96H45ZM50 95V97H49V95H48V97L49 98H51L52 96ZM60 95V94H59ZM62 95H60V96H62ZM74 95V94H73ZM75 95H76V93H75ZM89 95V94H88ZM104 95V94H103ZM107 95V94H106ZM117 95V94H116ZM14 96H16V95H13V97ZM34 96V95H33ZM39 96V95H38ZM37 96V97H38ZM65 96H66V94H65ZM64 96V97H65ZM97 96V95H96ZM105 96V95H104ZM121 96V95H120ZM119 96V97H120ZM142 95L139 93V92H137V91H135L134 93H130V94H128V95H125L124 97H121L120 98V101H121V103H124V102H126V101H134L135 99H136V101L137 100H139L140 98H142L141 97ZM20 97V96H19ZM21 97H23L22 95H21ZM34 97H36V96H34ZM33 97V98H34ZM36 97V98H37ZM54 97V96H53ZM52 97V98H53ZM63 97V96H62ZM62 97H61V99H62ZM63 97V98H64ZM77 98H78V96H76ZM93 97V96H92ZM100 97V96H99ZM103 97V96H102ZM108 100H110L111 101V99H109L107 96H105ZM105 97H103V98H105ZM115 97V96H114ZM118 97V98H119ZM12 98V97H11ZM16 99L18 98L17 96L15 97ZM24 98H25V95H24ZM32 98V99H33ZM60 98V97H59ZM102 98V100H104ZM116 98V97H115ZM14 99V98H13ZM26 99V98H25ZM31 99V98H30ZM38 99L41 101V97L39 98L38 97ZM56 99V98H55ZM58 99V98H57ZM56 99V100H57ZM65 99V98H64ZM79 99V98H78ZM92 99V98H91ZM91 99H86L84 102H83V104L82 105H86L87 106V108L86 107H84V109L86 110H88L87 112H85L84 114L82 113L81 115H83V116H85V117H87V120L86 121H88V117H89V121L92 119V117L94 116V119L95 118H97V117H95V116H97V115H99V114H101L100 116L101 117H103V116H105V117H109L110 115H117V117H118V119L116 120L115 119V121H113L114 119H112V123H114L115 122V127L118 129H116L117 131H119V134H118V132L117 131H115V132H117V134L119 135V140H118V138L113 134V132H111L113 135H114V137H113V135H112V138L115 140V137L117 138V140L118 141H116L115 140V142H114V140H113V143H114V145H115V143H119V142H121V141H123V140H126L127 138V136H129L131 133L128 131L130 128H134V130L136 129H140L141 127H143L144 125H147L148 124V122L150 121V119H152L151 117H152V114L155 112L156 113V111H154L153 113H150L151 112V108L150 109H146L147 110V112H138V114H137V116L136 115H134V116H136V117H134V120H130V118L128 117V115L127 114H122L121 115V113H122V111H121V113H120V110H121V103L120 104H116V105H110V107H109V105L107 106L106 104V106L105 107H99V104L97 105L99 108H101L100 110V112L98 111V114L97 115H93V113H91V110H93L94 109V106H92L91 107V103H92V100ZM15 100V99H14ZM27 100V99H26ZM29 100V99H28ZM33 100H35V98L33 99ZM33 100H31V101H33ZM48 100V99H47ZM51 99H49L48 101H50ZM59 100V99H58ZM74 100V99H73ZM82 100V99H81ZM95 100V99H94ZM93 100V101H94ZM6 101V100H5ZM13 101V100H12ZM17 101H18V99H17ZM24 101V100H23ZM31 101H30V103H31ZM36 101V100H35ZM44 101H46V100H44ZM55 100H53V102H54ZM62 101V100H61ZM78 101V100H77ZM79 101H80V99H79ZM99 101L100 102H102L101 101V98H99ZM105 101V100H104ZM22 102V101H21ZM38 102V101H37ZM36 102V103H37ZM53 102H52V104H53ZM56 102V101H55ZM64 102V101H63ZM62 102V103H63ZM73 102V101H72ZM95 102V101H94ZM106 102V101H105ZM109 102V101H108ZM116 102V101H115ZM131 102H129V103H131ZM19 103V102H18ZM24 103V102H23ZM23 103H21V105L23 104ZM27 103H29V102H27ZM27 103H24V104H27ZM32 103H34V102H32ZM32 103H31V106H32ZM38 103H40V102H38ZM37 103V104H38ZM44 103V102H43ZM47 103V102H46ZM74 103V102H73ZM76 103V102H75ZM99 103V102H98ZM113 103V102H112ZM119 103V102H118ZM20 104V103H19ZM35 104V103H34ZM42 104V103H41ZM50 103H48L47 105H49ZM52 104H50V109H51V105ZM58 104H60L59 102H58ZM69 104V103H68ZM102 104V103H101ZM46 105V106H47ZM27 106H28V104H27ZM27 106H25V107H27ZM39 106H42V105H39ZM52 106H55V105H52ZM62 106V105H61ZM238 106V105H237ZM16 107V106H15ZM14 107V108H15ZM24 107V106H23ZM29 107V106H28ZM33 107H35V105L33 106ZM44 107V106H43ZM42 107V108H43ZM57 107V106H56ZM55 107V108H56ZM66 107V106H65ZM89 107H91V108H93V109H90ZM98 107H96V108H98ZM129 107V106H128ZM131 107V106H130ZM31 108V107H30ZM37 108V110H38V107H36ZM41 108V109H42ZM44 108H46V107H44ZM61 108V107H60ZM81 108V107H80ZM79 107H78V109H80ZM95 108V109H96ZM98 108V109H99ZM102 108H104V109H102ZM243 107H241L240 109H242ZM34 110H31V111H35V108H33ZM47 109H49V108H46L44 111H47ZM76 109V108H75ZM90 109V110H89ZM131 109V108H130ZM239 108H237V110H238ZM14 110H16V109H14ZM18 110V109H17ZM21 110V109H20ZM35 111L36 113L35 114H37L38 113V115H39V112H41V110L38 112V111ZM43 110V109H42ZM53 110V109H52ZM59 110V109H58ZM62 110V112H63V109H61ZM61 110H59V111H61ZM66 110V109H65ZM97 110V109H96ZM137 110V109H136ZM242 110H244V109H242ZM28 111V110H27ZM29 111H30V109H29ZM44 111H42V112H44ZM49 111H51V110H49ZM54 111H56L55 109H54ZM81 111V110H80ZM153 111V110H152ZM240 111V114H242V116H243V114H245L246 113V111H243V112H241V110H239ZM5 112V111H4ZM52 112V111H51ZM61 112V113H62ZM245 112V113H244ZM248 112V111H247ZM251 112V111H250ZM249 112V113H250ZM262 112H264V111H262ZM17 113V112H16ZM21 113V112H20ZM25 113V112H24ZM24 113H21L20 115H22V114H24ZM31 113V112H30ZM46 113V112H45ZM45 113H40V115L42 114H45ZM48 113V112H47ZM46 113V114H47ZM58 113V112H57ZM56 113V115H58ZM60 113V112H59ZM64 113V112H63ZM130 113V112H129ZM136 113V112H135ZM141 113V114H140ZM168 113V112H167ZM190 113H192L193 115L195 114L194 112H190ZM252 114H254L253 112H251ZM258 113V112H257ZM256 113V114H257ZM46 114L44 115V117L46 116ZM50 114V113H49ZM51 114H53V112L51 113ZM54 114H55V112H54ZM53 114V115H54ZM64 114H66V115H72L73 114V116H75L74 114V109H71V110H68L67 112H65ZM95 114V113H94ZM151 114V115H150ZM191 114V115H192ZM247 114V116L245 115V117L247 118H249V116H248V113H246ZM256 114H254L255 116H258V114L256 115ZM260 114V113H259ZM26 115H30L29 117H31V116H34V113H33V115H31V114H25V119H26ZM60 115V114H59ZM65 115V116H66ZM118 115H120V116H118ZM154 115V114H153ZM202 115H203V113L202 112H199L198 113V117H199V119H198V122H199V120H200V122L204 125L203 127H204V129H202V130H204L203 132H204V134L205 135H207V137H209V139H210V141L211 142H214V143H218L219 144V142H220V145H223V143H224V146H225V144L227 145H229L230 143L233 145L234 144V140H236L237 139V141L238 142H240V141H245V144H243L244 146H242V147H245V148H243L244 150L246 149V147H248V146H251V145H249L247 142H250V141H252V142H255V146H259V147H264V123H263V121H264V114H262V116H261V118L259 119V118H257V119H259L260 120V122L258 123V122H256V120L254 121V122H252L253 120H251V124L249 123V125H252V128H253V130L255 131V134H254V136L253 137H251V138H241L239 135H238V133L236 132V131H241V128H242V126L240 125V123H238V122H235V121H230L229 122V125L227 126V127H221V126H219L218 125V123L219 122H217V121H215V120H211V119H203V117H202ZM7 116V115H6ZM12 116V115H11ZM16 116H18L17 114H16ZM15 116V117H16ZM63 116V115H62ZM67 116V117H68ZM83 116H82V118H83ZM114 116V117H115ZM20 117V116H19ZM28 117V118H29ZM42 117V116H41ZM56 117V116H55ZM77 117V116H76ZM81 117V116H80ZM99 117V116H98ZM123 119H122V118ZM124 117H128V118H124ZM252 117V116H251ZM250 117V118H251ZM260 117V116H259ZM14 117H12V119H13ZM18 118V117H17ZM16 118V119H17ZM27 118V119H28ZM35 118V117H34ZM34 118H32V119H34ZM91 118V119H90ZM104 118V117H103ZM254 118V117H253ZM11 119V118H10ZM21 119V118H20ZM23 119V118H22ZM25 119H23V122L21 121L20 123L22 124V123H24V120ZM40 119V118H39ZM45 119H46V117H45ZM49 119V118H48ZM61 118H59V120L57 121V120H55V121H57V122H53V123H55L53 126H54V129L53 128H51L50 126H52V125H50L49 127L51 128V130L53 129V131L52 132H49V131H47L48 130V128H47V130L46 131H40L41 132V139H40V144L38 143V140H36L37 141V143L40 145H32L34 142H36V141H34L33 142V138H31L30 137V139H28V140H26V145H27V147H29V148H31V150L29 149V151H32L33 149L35 150V148L37 149V147L36 146H39L38 147V149L40 148V147H44V151L46 150V148H45V146L46 145H51L52 146V144H54V147H55V144H56V147H63L62 149H64V147L65 148H67L66 150H68V152H65L66 150H64V156H65V158H63V157H60L61 159L63 158V160L65 159V160H67V161H69L70 162V160H73L72 158L75 156V158H77V159H75L74 158V160H77V161H79V157L81 156L80 154H82V153H80L79 151H77L76 152V150H83L82 149V147H81V142H80V140H83V139H81L80 137H82L81 135L82 134H84L85 132H82L81 133V135H79V134H77V135H79L80 137L77 139V138H75L74 137V135H73V132H75L76 131V128H77V125H79V128H77L78 130H81L82 131V129H84L85 131H89V130H87V125L88 124H86V126H85V124H83V126H82V122L80 121L78 124L76 123H70V122H63V120L61 121L60 120ZM93 119V121H95L96 123H98L96 120H94ZM98 119V118H97ZM174 119V118H173ZM252 119V118H251ZM9 120V119H8ZM19 120V118L16 120V121H18ZM50 120H52V119H50ZM83 121H85V119L83 118L82 119ZM105 120H106V118H105ZM125 120H127V121H125ZM137 120H138V122L139 121H142L141 123H140V125H136L137 124ZM13 122L15 121L14 119L12 120ZM65 121V120H64ZM197 121V120H196ZM3 122H5V121H3ZM6 122H8V121H6ZM29 122V121H28ZM48 122V121H47ZM46 122V123H47ZM107 122H109V121H107ZM175 122V121H174ZM11 123V122H10ZM14 123H16V122H14ZM19 123V121H18V123H16V124H14V127H15V125H16V127L15 128H17V125H19L20 124ZM30 123V122H29ZM35 123H37V122H34V124ZM41 123V122H40ZM104 123V122H103ZM106 123V122H105ZM9 124V123H8ZM20 124V125H21ZM33 124V125H34ZM49 124V122L46 124V125H48ZM93 124V123H92ZM99 124V123H98ZM111 123H108L107 125H110ZM177 124V123H176ZM194 124H197V123H195L194 122ZM6 125H7V123H6ZM37 125V124H36ZM43 125H44V123H43ZM90 125V124H89ZM88 125V128L90 129L91 128V131H94L95 129H97V128H94V126H95V124L94 125H90L89 126ZM106 125V124H105ZM104 125V126H105ZM112 125V124H111ZM110 125V126H111ZM197 125H199V124H197ZM3 126V125H2ZM1 126V127H2ZM12 126H13V124H12ZM38 126H39V124H38ZM42 126V125H41ZM41 126H40V128H41ZM101 126V125H100ZM100 126L98 127V128H100ZM171 126V125H170ZM174 126H175V124H174ZM224 126V125H223ZM0 127V128H1ZM11 127V126H10ZM19 127V126H18ZM21 127V126H20ZM19 127V128H20ZM31 128H32V126H30ZM45 127H47V126H45ZM44 127V128H45ZM56 127V128H55ZM92 127H93V129L94 130H92ZM97 127V126H96ZM113 127V126H112ZM115 127H114V130H115ZM176 127V126H175ZM183 127V126H182ZM200 127L202 128V126L200 125ZM18 128V129H19ZM35 127H33V129H34ZM106 128H108V126L107 127H105V129ZM2 129V128H1ZM4 129V128H3ZM6 129H7V127H6ZM18 129H17V131H18ZM21 129V128H20ZM19 129V130H20ZM38 129V128H37ZM37 129H35V130H37ZM74 129H75V131H74ZM104 129V128H103ZM112 129V128H111ZM191 129V128H190ZM9 130V129H8ZM28 130H30L29 128H28ZM27 130V131H28ZM39 130V129H38ZM37 130V131H38ZM43 130V129H42ZM50 130V129H49ZM108 130V129H107ZM107 130L105 131V130H100V132L98 131V129H97V131L99 132V135H100V139L102 138V140L103 141H105L106 139H110V138H108L109 136H110V132H108L107 133ZM132 130V129H131ZM201 130V129H200ZM205 130H207V131H205ZM5 131V130H4ZM14 131H16V130H14ZM33 131V130H32ZM113 131V130H112ZM6 132V131H5ZM11 132H12V130H11ZM22 132V131H21ZM39 132V133H40ZM77 132V131H76ZM97 132V133H98ZM201 132V131H200ZM4 133V132H3ZM23 133V132H22ZM26 132L24 131V134H25ZM28 133V132H27ZM34 133V132H33ZM80 133V132H79ZM94 133V132H93ZM96 133V134H97ZM136 133V132H135ZM185 133V132H184ZM2 134V133H1ZM14 134V133H13ZM12 134V136H14ZM16 134H17V132H16ZM76 134V133H75ZM86 134V133H85ZM88 134V133H87ZM89 134L91 135V133L89 132ZM105 134V135H104ZM133 134V133H132ZM25 135H27V134H25ZM24 135V136H25ZM32 135V134H31ZM76 135V136H77ZM89 135V136H90ZM93 135V134H92ZM95 135V134H94ZM93 135V136H94ZM17 137H18V134L16 135ZM23 135H22V137H24ZM88 136V137H89ZM20 137V136H19ZM18 137V138H19ZM35 137V136H34ZM36 137H39V136H36ZM78 137V136H77ZM85 137V142H86V138H87V136H83V138ZM4 138V137H3ZM21 138V137H20ZM25 138H26V136H25ZM91 138L92 137H90V140H91ZM125 138V139H124ZM7 139V138H6ZM36 139V138H35ZM88 139V138H87ZM95 139H96V135H95ZM120 139H122V140H120ZM20 140V139H19ZM98 139H96V140H94V141H97ZM111 140V141H112ZM13 141V140H12ZM101 140H99L98 142L99 143H101V142H103V141H101ZM109 141V140H108ZM164 141V140H163ZM1 142H2V140H1ZM84 142V143H85ZM88 143H90L89 141H87ZM86 142V144H88ZM97 142V143H98ZM110 142V141H109ZM9 143H10V140H9ZM5 144L6 146L7 145H10V144ZM19 143V142H18ZM107 143V142H106ZM105 143V144H106ZM213 143V144H214ZM235 143H237V142H235ZM242 143V142H241ZM244 143V142H243ZM20 144V143H19ZM83 144V143H82ZM85 144V145H86ZM95 143H93V144H91V145H94ZM102 144V143H101ZM103 144H104V142H103ZM102 144V145H103ZM104 144V145H105ZM218 144H215V145H218ZM240 144V143H239ZM238 144V145H239ZM14 145V144H13ZM16 145V144H15ZM58 145V146H57ZM85 145H83V146H85ZM91 145H90V147H91ZM99 145V144H98ZM108 145H109V143H108ZM231 145V146H232ZM237 145V144H236ZM11 146V145H10ZM18 146V145H17ZM22 146H23V144H22ZM33 146L35 147V148H33ZM51 146H50V148H51ZM94 146H97V145H94ZM101 146V145H100ZM106 146V145H105ZM9 147V146H8ZM16 147V146H15ZM26 147V148H27ZM86 147V146H85ZM90 147H89V155H90V153H92L90 150L92 149H90ZM97 147H99V146H97ZM216 147H218V146H216ZM226 147V146H225ZM242 147H241V149H242ZM13 148V147H12ZM26 148H22V150L23 149H25L26 151H27V149ZM81 148V149H80ZM6 149V148H5ZM15 149V148H14ZM20 151H21V149L20 148H18ZM18 149L16 150L17 152H18ZM41 149V148H40ZM43 149V148H42ZM51 149H53V146H52V148ZM54 149H56V148H54ZM94 149V148H93ZM237 149H239V147L237 148ZM242 149V150H243ZM3 150V149H2ZM24 150V155L22 154V156H25V153H27L26 151ZM47 150H50V149H47ZM57 150V149H56ZM69 150H71L70 151V155L69 154H67V153H69ZM87 150V149H86ZM9 151V150H8ZM8 151H7V153H8ZM42 151V150H41ZM55 151V150H54ZM58 152L60 151L59 149L57 150ZM83 151H85V149L83 150ZM82 151V152H83ZM34 152V151H33ZM58 152H56L55 151V153L57 154ZM73 152H75V154L73 155L72 153ZM79 152V153H78ZM85 152H87V151H85ZM94 152H95V150H94ZM242 151H240V153H241ZM19 153H22V151L21 152H19ZM40 153V152H39ZM49 154L51 153V151L50 152H48ZM53 153V152H52ZM51 153V154H52ZM54 153V154H55ZM77 153V154H76ZM84 153V152H83ZM88 153V152H87ZM86 153V154H87ZM109 153V152H108ZM244 152H242V154H243ZM3 154V153H2ZM14 154H16V153H14ZM72 154V155H71ZM94 154V153H93ZM103 154H107V153H103ZM242 154H240L241 156H243ZM248 154H249V152H248ZM6 155V154H5ZM9 155V154H8ZM10 155H11V153H10ZM9 155V156H10ZM31 155V154H30ZM36 153H35V157H36ZM44 155H45V152H44ZM44 155H40L41 157H38L37 158V160L38 159H40V160H44ZM46 155H47V151H46ZM53 155V154H52ZM51 155V156H52ZM67 155V156H66ZM70 157H69V156ZM78 155V157H76ZM84 155H85V153H84ZM83 155V156H84ZM88 155V156H89ZM246 155V154H245ZM244 155V156H245ZM258 155V154H257ZM257 155L256 156H254V157H257ZM32 156H34V154L32 155ZM31 156V157H32ZM39 156V155H38ZM48 156V155H47ZM51 156L49 157V158H51ZM61 156H63V154H61ZM247 156V155H246ZM261 156V155H260ZM260 156H258V158L260 157ZM18 157V156H17ZM20 157H21V154H20ZM58 157V156H57ZM82 157V156H81ZM80 157V158H81ZM239 157V159L240 160H242L241 158H240V156H238ZM248 157H251L250 155L248 156ZM252 158V160L253 159H255V158ZM2 158H4V157H2ZM19 158V157H18ZM22 158V157H21ZM34 157H32V159H33ZM47 158V157H46ZM45 158V159H46ZM246 158V157H245ZM56 159V158H55ZM84 159V158H83ZM87 159H88V157H87ZM231 159L233 160L232 162H237L235 165H238L237 166V168L240 170L241 168H243V165L244 164H246L248 161H250L249 159L250 158H248V161L246 160V163H245V160H244V162L243 161H241V162H239L240 160L238 159L237 160V150H234V152L232 153V157H231ZM257 159V158H256ZM262 159H263V157H262ZM6 160V159H5ZM18 160V159H17ZM21 160V159H20ZM31 160V158H30V156H25L24 158H23V162H25V163H28V162H32V161H30ZM34 160V159H33ZM40 160H38V161H40ZM58 160H59V158H58ZM64 160V161H65ZM250 161L251 163L249 164V162L247 163L249 166H251V165H253L254 163H255V161ZM261 160V159H260ZM259 160V161H260ZM264 160V159H263ZM263 160H261V162H263L264 163V161ZM35 161V160H34ZM46 161V160H45ZM62 161V160H61ZM76 161V162H77ZM81 161H83L82 159H80V161H79V163L81 162ZM18 162H19V160H18ZM73 162V161H72ZM252 162H254L253 164H252ZM35 163V162H34ZM73 163H75V161L73 162ZM259 163V162H258ZM3 164V163H2ZM50 164V163H49ZM63 164V163H62ZM240 165H242V167L240 166ZM255 165V164H254ZM260 165H263V164H260ZM82 166V165H81ZM256 166L258 167L259 165L256 163ZM256 166H252V167H256ZM56 167V166H55ZM59 167V166H58ZM82 168V167H81ZM236 168V167H235ZM246 170H247V168L248 167H244ZM250 168V167H249ZM248 168V169H249ZM253 168V169H254ZM261 168H263V167H261ZM84 169V168H83ZM244 169V170H245ZM250 169H252V168H250ZM250 169H249V171H250ZM256 169V168H255ZM254 169V170H255ZM260 169V168H259ZM264 169V168H263ZM244 170L242 171V170H240L242 173H240L241 175L242 174H245V172H244ZM254 170H253V172H251V173H249V176H250V179H252L253 178V184L256 186V188H258L260 191H264V176L261 174V176L262 177H260V175L258 176L257 174V176L255 175V172H254ZM261 170V169H260ZM62 171V170H61ZM83 171V170H82ZM239 171V172H240ZM256 171H258L257 169H256ZM85 172V171H84ZM247 172H248V170H247ZM246 172V173H247ZM260 172V171H259ZM68 173V172H67ZM260 173H263V170H262V172H260ZM46 174V173H45ZM61 174V173H60ZM79 174V173H78ZM232 174H234V173H232ZM264 174V173H263ZM62 176V175H61ZM231 176V175H230ZM236 176V175H235ZM247 176V175H246ZM245 176V177H246ZM20 177H22V176H20ZM67 177V176H66ZM252 177V178H251ZM40 178V177H39ZM249 178H248V181L250 180ZM236 180H238V179H236ZM247 181V182H248ZM250 182H251V180H250ZM253 185V186H254ZM245 186V185H244ZM247 186V185H246ZM60 187V186H59ZM241 188V187H240ZM69 189V188H68ZM20 190V189H19ZM242 190H244L243 188H242ZM7 191V190H6ZM13 191H15V190H13ZM21 191H22V189H21ZM245 191L246 192H248V190H247V187H245ZM41 192V191H40ZM14 193V192H13ZM23 193V192H22ZM29 193V192H28ZM48 194V193H47ZM55 194V193H54ZM20 195V194H19ZM251 195V194H250ZM37 196H38V194H37ZM46 196V195H45ZM16 197V196H15ZM252 198L254 199V197H253V195H252ZM251 198V199H252ZM18 199V198H17ZM11 200V199H10ZM50 199H48V201H49ZM18 201V200H17ZM23 201H24V199L22 200V204H23ZM47 201V203L46 204H49V203H51V200H50V202H48ZM74 201V200H73ZM25 202H27V203H24V204H28V200L26 201V199H25ZM13 203V202H12ZM16 203V202H15ZM32 203V202H31ZM52 204V203H51ZM50 204V205H51ZM8 205H10V203L8 204ZM13 205V204H12ZM33 205V204H32ZM31 205V206H32ZM35 205V204H34ZM28 206V205H27ZM36 207H37V205H35ZM42 206V205H41ZM45 206V205H44ZM77 206V205H76ZM35 207V208H36ZM38 207H40V206H38ZM23 209L24 208H26V207H22ZM28 208L30 209V207L28 206ZM32 208H34V206H32ZM34 208V209H35ZM42 208V207H41ZM50 208V207H49ZM19 209V208H18ZM28 209V210H29ZM37 209V208H36ZM35 209V210H36ZM42 209H44V207L42 208ZM46 209V208H45ZM30 210H32V209H30ZM29 210V211H30ZM41 210V209H40ZM49 210V209H48ZM17 211V210H16ZM24 211H26V209H24ZM39 210H37V212H38ZM41 211H43V210H41ZM45 211V210H44ZM52 211V210H51ZM23 212V211H22ZM36 212V213H37ZM20 213V212H19ZM26 213V212H25ZM40 214V213H39ZM43 214V213H42ZM12 215V214H11ZM30 215V214H29ZM264 215V214H263ZM61 216V215H60ZM61 218V217H60ZM23 220V219H22ZM57 222V221H56ZM7 227V226H6ZM10 227H11V225H10ZM12 228V227H11ZM6 229V228H5ZM4 229V230H5ZM10 228H8L7 230H9ZM32 229V228H31ZM12 231V230H11ZM10 232V231H9ZM8 232V233H9ZM12 233V232H11ZM6 235H11V234H7L6 233ZM23 235V234H22ZM5 237V236H4ZM27 237V236H26ZM8 238H10V237H8ZM22 240H24V239H22ZM29 240V239H28ZM20 242H22L21 241V239H20ZM16 245V244H15ZM19 245V244H18ZM264 262V261H263ZM261 263V262H260ZM262 264V263H261Z\"/></svg>", "mask_w": 264, "mask_h": 264}, {"label": "built area", "instance_id": "built-area-1", "mask_svg": "<svg viewBox=\"0 0 264 264\" xmlns=\"http://www.w3.org/2000/svg\"><path fill=\"white\" fill-rule=\"evenodd\" d=\"M150 225V218L139 210L131 211L124 220V227L135 237H141Z\"/></svg>", "mask_w": 264, "mask_h": 264}]
</instances>
